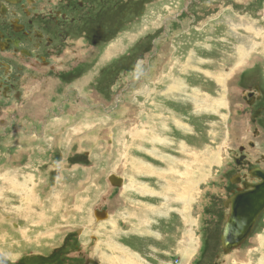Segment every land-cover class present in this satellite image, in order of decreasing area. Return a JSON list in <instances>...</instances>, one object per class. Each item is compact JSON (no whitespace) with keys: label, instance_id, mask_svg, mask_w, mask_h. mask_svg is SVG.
I'll use <instances>...</instances> for the list:
<instances>
[{"label":"rangeland","instance_id":"1","mask_svg":"<svg viewBox=\"0 0 264 264\" xmlns=\"http://www.w3.org/2000/svg\"><path fill=\"white\" fill-rule=\"evenodd\" d=\"M75 6L56 70L0 101V261L264 264V213L224 254L214 203L249 134L237 92L256 71L264 85V0Z\"/></svg>","mask_w":264,"mask_h":264},{"label":"flooded vegetation","instance_id":"2","mask_svg":"<svg viewBox=\"0 0 264 264\" xmlns=\"http://www.w3.org/2000/svg\"><path fill=\"white\" fill-rule=\"evenodd\" d=\"M37 1L0 0V101L2 102L16 103L24 98L25 87L21 84L29 71L38 72L43 78L56 70L54 54L59 44L63 45L65 39L73 34L71 28L78 25L75 18L72 23L67 24V20L72 16L70 14L72 5H76V9L86 18L95 15V0H52L53 4L48 3V0L45 1L46 4L40 0L44 5L42 8L34 7ZM109 1L113 3L115 0ZM83 2L89 6L88 11H84ZM16 7L18 8L15 9ZM45 7L52 8L43 9ZM49 29L52 31L56 29V39L52 38V32L48 33ZM257 72L254 75L248 74L251 77L249 80H243L240 86L242 88L238 90L234 103L233 115L243 116L246 119V129L249 134L247 136L244 134V143H238L235 150L230 153L231 172L225 182L229 183L224 188L225 195L216 198L214 202L221 212L219 217H215V223L221 228L219 236L232 212H241L242 216L254 217L249 235L264 213V85L260 79L261 75L259 77ZM1 122L3 123V118ZM235 195L243 197L236 198ZM219 243L221 244L220 239Z\"/></svg>","mask_w":264,"mask_h":264},{"label":"water","instance_id":"3","mask_svg":"<svg viewBox=\"0 0 264 264\" xmlns=\"http://www.w3.org/2000/svg\"><path fill=\"white\" fill-rule=\"evenodd\" d=\"M108 180L112 186L115 184L116 186L121 184V179L117 176L110 175L108 177ZM234 197L239 198L243 196L235 195ZM94 216L95 220L99 221L101 219H105L107 217V214L105 210H101L100 212L94 211ZM253 222L254 217H252V219H245L242 216L241 212H232L225 224V227L220 237V242L224 254L228 253L231 248L240 245L247 238L249 231L252 228ZM90 264L95 263L90 261Z\"/></svg>","mask_w":264,"mask_h":264},{"label":"crops","instance_id":"4","mask_svg":"<svg viewBox=\"0 0 264 264\" xmlns=\"http://www.w3.org/2000/svg\"><path fill=\"white\" fill-rule=\"evenodd\" d=\"M123 167L125 168L126 166L125 165H123ZM142 171V170H141ZM137 173H138V171H136ZM142 173V172H141ZM141 176V175H140ZM121 178H122V176H120ZM111 186V185H110ZM126 189V188H125ZM123 193H125V192H123ZM139 197H141L142 198V195L141 196H139ZM137 198V197H136ZM139 201H141V200H139ZM129 204H131V203H129ZM132 205V204H131ZM165 211H167V207L165 208ZM106 212V211H105ZM106 214H107V216L109 215L107 212H106ZM107 218V217H106ZM184 219H186V217L184 218ZM151 224H152V221H151ZM155 228H157V225L154 223V227L152 228V231L150 232V233H146L145 231L143 232V236L142 235H138V234H136L137 236V238L138 239H143L144 241H150V240H152V237L154 236L153 234H151L152 232H153V229H155ZM137 229H138V231H140V229H139V227L137 226Z\"/></svg>","mask_w":264,"mask_h":264},{"label":"bare ground","instance_id":"5","mask_svg":"<svg viewBox=\"0 0 264 264\" xmlns=\"http://www.w3.org/2000/svg\"><path fill=\"white\" fill-rule=\"evenodd\" d=\"M244 218H246V219H252V217H245V216H243ZM118 260V258H112L111 259V263H114L115 261H117Z\"/></svg>","mask_w":264,"mask_h":264},{"label":"trees","instance_id":"6","mask_svg":"<svg viewBox=\"0 0 264 264\" xmlns=\"http://www.w3.org/2000/svg\"><path fill=\"white\" fill-rule=\"evenodd\" d=\"M0 264H4V263L0 261Z\"/></svg>","mask_w":264,"mask_h":264}]
</instances>
